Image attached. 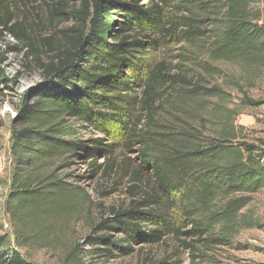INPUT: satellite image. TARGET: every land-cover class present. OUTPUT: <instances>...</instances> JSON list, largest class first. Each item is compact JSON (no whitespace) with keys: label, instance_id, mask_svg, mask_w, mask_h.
<instances>
[{"label":"trees","instance_id":"obj_1","mask_svg":"<svg viewBox=\"0 0 264 264\" xmlns=\"http://www.w3.org/2000/svg\"><path fill=\"white\" fill-rule=\"evenodd\" d=\"M18 1L0 0V26L24 45L43 81L21 96L13 121L6 198L13 241L0 236V264H30L19 250L56 246L90 202L85 182L100 177L125 180L131 201L69 243L61 264L116 261L168 242L173 253L138 264H183L181 250L199 264L202 249L230 247L252 227L244 211L264 193V143L246 142L243 127H219L204 114L226 93L194 83L184 64L193 57L179 56L173 73L157 56L177 38L214 62L264 67L259 0H42L52 22L73 24L61 32L69 46L47 63L25 22L12 16ZM43 42L54 51L52 39ZM3 65L0 55V94L10 83ZM116 127L124 132L120 145L90 138H111ZM136 146L138 161L118 153ZM79 163L87 170H76Z\"/></svg>","mask_w":264,"mask_h":264},{"label":"rangeland","instance_id":"obj_2","mask_svg":"<svg viewBox=\"0 0 264 264\" xmlns=\"http://www.w3.org/2000/svg\"><path fill=\"white\" fill-rule=\"evenodd\" d=\"M146 3V1H145ZM254 8L264 12V0H259ZM12 16L18 21L23 20L31 43L41 52L40 59L47 63L65 49L69 43L64 38L62 31L70 29L72 22H52L51 11L42 0H19L13 6ZM174 11L169 9L167 16L172 18ZM172 21L176 22V18ZM44 39L53 40L54 51L44 45ZM25 48L11 33L0 26V55L4 58L2 69L10 83L9 88L1 87L0 94V236L8 235L11 240L13 228L9 215L6 212V198L11 184L14 170V161L11 154L13 121L16 117L17 105L21 96L27 90L42 83L43 77L39 65L32 59H26ZM162 52V53H161ZM158 54L159 61H166L177 73L175 65L182 63L179 56L193 57V61L185 58V67L192 69L191 76L195 84L203 87H220L225 93V100H212L207 104L204 112L209 115L212 123L222 127L232 124L235 128L243 127L238 135L246 142L261 146L264 143V67H249L242 63L214 62L210 59L207 50L190 47L177 38L165 41ZM247 101L260 102L258 107H250ZM109 138L105 134H91L90 138L100 139L104 145L122 143L124 132L120 127L113 129ZM124 157H131L138 161V146L124 153ZM100 163L103 162L101 159ZM88 164H78L76 170L83 172ZM85 187L90 194V202L84 209L81 219L72 221L58 234L56 246L48 249L36 247L19 250L22 251L30 264H61L64 249L69 243L80 242L90 234L91 229L102 221L109 219L112 209H125L131 199L127 193L125 180L114 178H98L85 182ZM251 203L244 211V216L252 221V227L241 228L233 239L230 247L202 249L199 264H264V193L251 196ZM141 246L136 247L138 249ZM12 246H9L11 253ZM175 246L172 242L168 245L146 248L134 255L116 261H100L97 264H138L139 260L147 255L161 259L173 253ZM180 258L183 264H192L188 255L181 250Z\"/></svg>","mask_w":264,"mask_h":264}]
</instances>
